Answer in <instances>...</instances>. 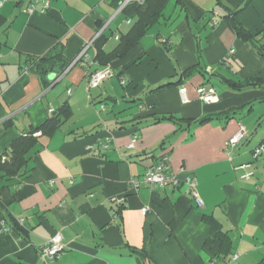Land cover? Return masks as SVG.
Returning a JSON list of instances; mask_svg holds the SVG:
<instances>
[{
    "label": "crops",
    "instance_id": "1",
    "mask_svg": "<svg viewBox=\"0 0 264 264\" xmlns=\"http://www.w3.org/2000/svg\"><path fill=\"white\" fill-rule=\"evenodd\" d=\"M47 1L45 10L41 0L0 5L1 159L14 138L62 104L71 110L51 136L36 133L20 173L0 172V264H226L234 254L229 264L261 262L264 153L254 156L253 149L264 144V110L255 109L264 90L233 91L220 77L264 81V58L219 17L245 0H168L163 16L125 56L109 62L113 74L94 88L86 84L102 68L94 39L104 35L109 52L134 19L117 11V0ZM237 19L251 32L261 30L264 0H249ZM59 44L68 66L48 74L45 86L29 60ZM198 47L205 72L183 77L197 65ZM177 79L178 85L151 91ZM200 85L212 86L217 100L202 101ZM162 113L190 123L178 130L172 121L154 122ZM240 126L244 137L223 149ZM162 154L180 181L136 190L131 181L141 180ZM187 175L196 179L197 197L182 182ZM203 214L229 235L228 259L216 256L218 240ZM57 232L64 249L44 258L40 247Z\"/></svg>",
    "mask_w": 264,
    "mask_h": 264
},
{
    "label": "trees",
    "instance_id": "2",
    "mask_svg": "<svg viewBox=\"0 0 264 264\" xmlns=\"http://www.w3.org/2000/svg\"><path fill=\"white\" fill-rule=\"evenodd\" d=\"M167 1L168 0H144V2L141 4H128L122 11L125 13L126 17L134 19L132 26L125 34H121L119 36L116 46L109 52L102 48L106 38L104 35L99 34L93 41L96 49V54L94 57L95 61L103 68L106 65H109L110 61L125 56L130 51V49L139 42L148 28L163 16V9ZM248 1L249 0H245L243 5L237 7L224 8V14L220 15L219 17L229 23L236 36L251 44L253 48L256 49L258 54L264 58V27L259 31L251 32L246 29L237 19L238 13ZM217 2H219V0H217ZM116 4H118V2H116ZM62 49V44H59L53 50L48 51L41 57L31 58L29 60L30 68L36 72L45 86L49 84V81L47 80L48 74L55 71L60 73L68 66L62 55ZM201 49V47H198V52ZM199 56L200 54L198 53L197 57ZM197 60L198 63L196 66L190 67L181 73L183 77L187 78L196 71L205 72L199 58H197ZM225 62L227 64L229 63L228 58H225L222 64H225ZM220 77L233 91L239 92L248 89L264 90V81L256 76L244 79L239 77ZM180 83L181 79L172 81L167 80L166 82H163L151 89V91H157L172 85H178ZM259 101H264V97ZM232 113H234V110L226 111L223 112V116L225 119H228L232 117ZM70 114V106L64 103L58 109L53 111L40 125L32 126L27 132L14 138L11 141L8 149L4 152L7 158L2 160L0 157V172L10 176L20 173V171L27 164L30 151L38 142L36 133L39 132L42 137L51 136L57 129H59L61 124L70 116ZM209 118L211 117H202L198 122L203 123ZM168 120L175 123L178 126V130L185 128L184 126L190 123V119L183 121L181 118H177L173 114L169 113H162L154 117V122ZM163 143L164 141L162 140L161 147ZM203 218L209 226L210 235L218 240L216 256H218L221 260L226 259L232 253V244L229 235L222 229L220 223L212 215L203 214ZM17 228L20 230L19 226ZM136 252L141 253L140 251ZM258 264H264V259Z\"/></svg>",
    "mask_w": 264,
    "mask_h": 264
},
{
    "label": "built area",
    "instance_id": "3",
    "mask_svg": "<svg viewBox=\"0 0 264 264\" xmlns=\"http://www.w3.org/2000/svg\"><path fill=\"white\" fill-rule=\"evenodd\" d=\"M3 1L4 0H0V5L2 4ZM47 2H48L47 0H41V10H45L47 8ZM117 2H118L117 11H122L128 4L130 3L141 4L144 2V0H117ZM87 46L88 44L85 46L82 52L85 51ZM230 51L232 52L233 50L231 49ZM81 53L75 59V61H77L80 58ZM112 74L113 71L110 65H106L101 69H97L95 71L90 72L87 78L88 88L97 87L103 79L110 77ZM184 91L185 88L183 87L180 88V93L183 94ZM197 92L199 94V98L204 102H215L218 98L214 88L210 85H200L197 88ZM101 108L103 109V106H101ZM244 135H245L244 128L240 126L238 131L224 142L223 149L229 151L232 147H234L236 144L240 142V140L244 137ZM261 153H264V144H260L256 146L253 150L254 156H257L258 154ZM179 181L180 179L171 171L169 156L167 154H162L155 163L147 167L141 180L133 179L131 183L136 190L139 188L140 184L143 183L147 184L151 189H163L168 186L173 187L177 185ZM182 182L186 184L187 191L190 194H192V196L197 197V193L195 191L196 179L192 176L187 175L184 179H182ZM121 201L122 199L119 198L118 202ZM142 211L145 212L146 207L143 208ZM63 249H64V243L62 241V235L59 232H57L52 237H50L47 243L43 244L40 247L39 253L44 258L54 259L61 254ZM236 257L237 255L234 254L232 257H230V259L227 261L226 264L231 263L233 260H235ZM209 264H215V260L211 261Z\"/></svg>",
    "mask_w": 264,
    "mask_h": 264
},
{
    "label": "rangeland",
    "instance_id": "4",
    "mask_svg": "<svg viewBox=\"0 0 264 264\" xmlns=\"http://www.w3.org/2000/svg\"><path fill=\"white\" fill-rule=\"evenodd\" d=\"M192 27H194V26H192ZM193 31H195V30L193 29ZM201 39H202V36H201ZM197 52H198V50H197ZM198 53L200 54L199 57H197ZM198 53H197V55H196V58H199L200 63H201V65H202V64L205 63V57H204L203 50L201 49ZM230 61H231V63H233V62H234V59H230ZM215 66H216V65H215ZM101 82H102V81H101ZM213 83H214L215 85H218L219 81L216 80V79H213ZM86 84H87V83H86ZM99 104H100V103H98V105H99ZM106 106H107V105H106ZM108 107L110 108V104H108ZM255 109H256V110H264V101H263V102H257V103H256V106H255ZM101 111H102V110H101ZM102 112H103V111H102ZM253 115H254V113H253Z\"/></svg>",
    "mask_w": 264,
    "mask_h": 264
},
{
    "label": "water",
    "instance_id": "5",
    "mask_svg": "<svg viewBox=\"0 0 264 264\" xmlns=\"http://www.w3.org/2000/svg\"><path fill=\"white\" fill-rule=\"evenodd\" d=\"M54 76V73L49 74V77L52 78Z\"/></svg>",
    "mask_w": 264,
    "mask_h": 264
}]
</instances>
